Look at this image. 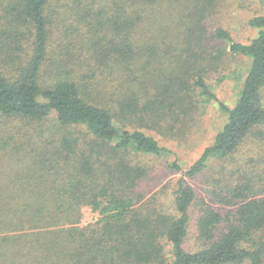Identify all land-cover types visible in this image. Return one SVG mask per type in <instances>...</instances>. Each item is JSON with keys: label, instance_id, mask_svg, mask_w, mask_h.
Wrapping results in <instances>:
<instances>
[{"label": "trees", "instance_id": "obj_1", "mask_svg": "<svg viewBox=\"0 0 264 264\" xmlns=\"http://www.w3.org/2000/svg\"><path fill=\"white\" fill-rule=\"evenodd\" d=\"M218 1L0 0V264H264V14L240 42L209 27ZM230 54L233 106L211 83ZM213 103L165 210L140 156L172 151L149 132L182 138ZM214 165L204 198L188 179Z\"/></svg>", "mask_w": 264, "mask_h": 264}, {"label": "rangeland", "instance_id": "obj_2", "mask_svg": "<svg viewBox=\"0 0 264 264\" xmlns=\"http://www.w3.org/2000/svg\"><path fill=\"white\" fill-rule=\"evenodd\" d=\"M264 14V0H219L215 13L208 19L209 27L213 30L219 27L227 29L233 37L240 42H247L256 35V30L250 26L249 21L255 16ZM226 66V73L220 78L224 81H211L213 89L217 91L223 101L233 106L242 88V83L247 73L249 61L246 57L231 55ZM227 57V58H228ZM223 122L221 111L213 104H205L199 115L192 121L191 128L186 136L182 138H171L164 136L156 130L150 131L152 135L160 139L161 144L169 148L172 153L164 156L142 155L140 161L150 166V176L145 181L147 189L151 188V193L155 194L158 203L165 210L173 211V199L177 180L181 177L180 173L169 170L167 164L176 157L180 159L184 169L192 165L200 156L201 152L208 146ZM217 166L208 168L205 173L198 175L194 179H188L198 192L208 198L211 189V176ZM100 214L90 207L83 208V218L81 226H88L97 222ZM190 233V243L188 247L196 248V239ZM171 247L167 246L169 250Z\"/></svg>", "mask_w": 264, "mask_h": 264}]
</instances>
